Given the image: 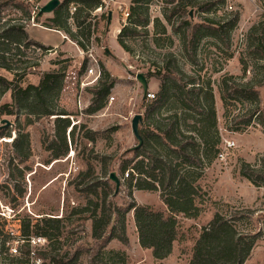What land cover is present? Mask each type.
<instances>
[{"label":"rangeland","instance_id":"1","mask_svg":"<svg viewBox=\"0 0 264 264\" xmlns=\"http://www.w3.org/2000/svg\"><path fill=\"white\" fill-rule=\"evenodd\" d=\"M48 1L22 0L34 12L26 30L36 25L43 35L50 37L54 30L50 22L52 13L39 16L35 9ZM59 1L61 4L63 0ZM100 1L104 5L103 0ZM105 2L107 11L90 24L92 40L87 43L82 38L86 46L84 49L77 46L80 51L74 58H69V53H55L51 49L41 51L24 45L17 48L14 44L8 46L7 52H0L5 58L0 60V76L12 83L11 89L0 97V264L4 261L3 240L7 253L17 257L16 251L27 241L34 251L51 248L72 252L77 247L94 246L92 226L101 216L103 194L105 191L114 194V183L108 177L104 178L106 172L107 176L114 172L120 180V192L112 197L113 205L121 207L132 199L137 205L166 212L159 191L138 190L134 187L135 180L129 186L126 175L120 174L119 166L125 159H133L132 149L137 141L132 134L131 120L135 115L142 116L139 132L147 128L160 137L162 135L154 129L155 124H168L166 117L174 113L186 127L194 125V119L184 117L179 109L185 98L174 87L171 72L178 75L181 83L192 78L196 86L206 88L208 85L214 98L218 151L205 160L202 171L186 174V180L201 189L202 199L195 201L201 212L195 219L177 217L179 235L172 244L171 254L158 261L150 250L140 247L131 211L125 217L127 244L110 241L102 252V259L122 264H188L202 228L215 214L229 216L233 209H249L253 216L237 222L236 228L258 233L259 237L244 264H264V178L253 184L242 175L247 165L264 176V130L249 113L255 102L247 100L241 93L232 94L223 101L221 89L223 79L241 85L262 84L256 91L261 108H264V15L256 13L253 7L259 0H234L235 12L232 13L225 12L219 0L196 1L198 5L192 9L178 6V0H149L146 8L139 7L135 11L132 0H117L115 5L116 0ZM118 5L122 11L117 10ZM71 7L78 8V5L69 4L68 9ZM109 12L120 28L117 34L115 29L118 27L112 26L110 32L107 26ZM0 17V24L5 20H12V24L26 20L25 15L14 8L13 2L2 8ZM145 18V27L134 25L135 21ZM196 25H200L201 30L192 36L191 28ZM124 26L136 27L138 31L135 36L123 38L128 51L117 43ZM69 31L75 41H81L74 24L71 23ZM5 48L0 45L1 51ZM89 49L96 64L87 58ZM33 65L38 67L33 68ZM101 65L114 86L103 109L88 114L90 91L98 81L87 84L91 78L85 79L82 74L87 68L100 71ZM58 71L64 74L62 88L59 95L50 97L47 105L49 110H62L65 115L59 118L66 120L29 114V111L40 113L41 110L31 103L26 109H13V115L7 114L12 105V88L38 86L42 72ZM139 74L148 82V91L155 95L160 81L170 88L168 103L161 114L149 122L144 121V112L153 100L144 98L143 87L136 79ZM154 74H160V80L151 76ZM109 97H113V101L110 102ZM168 108L172 110L167 111ZM67 123L69 128H65L64 133L67 152L55 159V155L64 149L60 136ZM148 123L151 125L147 126ZM71 127L72 132H69ZM224 140L233 141L234 145L224 152L225 160L221 161L218 153L222 151ZM206 148L200 144L199 154L205 155ZM172 160L179 161L174 157ZM197 174L200 177L196 178ZM95 191L97 196L93 194ZM43 217L62 219L57 230L50 231L51 240L33 236L22 240L23 225L29 221L33 230L36 221ZM23 261V264H37L32 255ZM76 264H87L86 255H82Z\"/></svg>","mask_w":264,"mask_h":264},{"label":"trees","instance_id":"2","mask_svg":"<svg viewBox=\"0 0 264 264\" xmlns=\"http://www.w3.org/2000/svg\"><path fill=\"white\" fill-rule=\"evenodd\" d=\"M148 1L132 0V10L135 11L139 7L146 8ZM171 1L174 2L175 0ZM12 2L14 3V8L20 10L25 15L26 20L25 22L17 21L14 24L11 23L12 20H5L0 24V45L6 47L2 51L0 50V52H7L9 50L8 46L11 44H14L17 48L24 45L25 48L34 47L41 51L52 50L51 47H45L29 38L26 32V24L32 19L34 12L32 13L22 0L17 3L10 0H0V14L2 8L7 7ZM73 3L77 4L78 8L75 7L76 11L71 16L68 5ZM177 5L182 8L189 7L192 9L198 3L196 0H178ZM177 5L173 8L172 15ZM100 7H103V3L100 0H63L52 13V18L50 19L51 29L61 31L76 46L84 49L86 46L85 42L89 43L91 40L90 24L92 18L90 16ZM37 14L38 10L36 11ZM235 15L238 17L237 14ZM130 16L132 15L130 14ZM1 19L0 17V23ZM69 22L70 24L68 25L67 23ZM71 23L75 25V28L79 32L81 41L74 40L75 36L69 31ZM146 24V18L134 22V25L137 27H145ZM200 30L201 26L196 25L191 28L190 33L194 36ZM137 33L136 27L124 26L117 38L118 45L124 51H128L123 38L135 36ZM82 38H85V42ZM4 59V56L0 55V60ZM37 67L38 65H33V68ZM171 75L173 82H175L174 87L185 98L184 103L180 105L179 109L182 114L184 113V117L194 119V125L186 127L184 122L180 123L177 113H174L166 117V120H169L168 124H155L154 129L162 137L156 135L153 130L142 128L139 132L141 145L132 149L133 159H125L119 166V172L122 177L124 174L126 175L125 181L129 186L135 180L136 184L134 187L138 190L159 191L162 202L166 207V212L155 211L149 207L137 205L132 199L128 204L126 203L121 207L113 205L112 197L117 196L120 192V187L116 190L114 184L113 195L109 191L104 192L102 207L100 209L101 216L93 222L91 237L94 240V246L77 247L72 252H60V250L56 251L49 247V249H37L34 251L27 241L16 251L19 254L17 257L7 253V248H5L6 241L3 240L4 250L1 253L4 254V261L1 264H23V258L29 259L30 255L34 257L37 264H76L84 254L87 257V264H122L120 261H104L102 259V252L112 240H116L123 245L127 244L125 217L131 211L133 212L140 247L150 250L153 258L158 261L166 259L171 254L172 244L179 235L177 217L182 215L184 218L195 219L201 212V209L195 204L196 199H202L201 189L194 182L187 181L186 174L193 170L202 171L205 166V160L218 151L216 146L219 142L216 128L215 104L210 87L208 85L206 88L196 86L192 83V78L181 83L176 73L171 72ZM151 76L158 80L161 78L160 74ZM63 79L64 74L61 71L42 72L38 86L29 85L25 89L12 88V105L10 106L11 110L7 111V114L13 115V109H26L31 103L38 106L41 110L38 111L40 113L29 111V114H38L44 117L57 116L58 118L56 119L58 120H66L59 118L60 115H65L62 110H49L47 105L51 96L59 95ZM230 80L223 79L222 81L223 101L229 99L232 94L237 95L241 93L246 96L247 100L255 102V106L249 113L251 118L264 130V108H261L259 94L256 91V88L262 86V84L252 86L247 83L241 85ZM113 86L114 81L101 65L98 85L90 91L92 98L86 109L88 114H94L103 109L106 98ZM188 86L190 87L188 88ZM11 87L12 83L0 76V97ZM169 90L168 85L160 81L155 100L149 104L144 112L145 122H149L155 115L161 114L162 109L168 103ZM4 108L8 107L4 106ZM171 110L167 109V111ZM149 125L151 124L148 123L147 126ZM65 128H69L68 123L64 125L63 134L60 136L64 149L55 155V159H58L61 155H65L67 152L64 134ZM72 129L73 127L70 128L69 132H72ZM200 144L207 147L205 155H200L198 152ZM173 157L179 159V161L173 162ZM199 174H197L196 178L200 177ZM242 175L253 184L257 180H263L264 178L263 175H259L247 165L244 166ZM106 177H109L107 176V172L104 174V178ZM106 183L103 184L107 185ZM107 188L109 189V186ZM93 194L95 196L98 195L96 191ZM252 216L253 211L249 209H233L229 216L215 214L207 226L202 228L193 247L192 256L188 264H244L259 234L251 231H239L236 228V223ZM61 220V218L43 217L41 220L36 221L33 230H31L28 221L22 228V240H29L32 236L46 241L51 240L52 235L50 231L53 229L57 230V227L62 222ZM39 223H41V226H39ZM109 225L111 227L105 233V229Z\"/></svg>","mask_w":264,"mask_h":264},{"label":"built area","instance_id":"3","mask_svg":"<svg viewBox=\"0 0 264 264\" xmlns=\"http://www.w3.org/2000/svg\"><path fill=\"white\" fill-rule=\"evenodd\" d=\"M197 2L199 3H210L211 0H196ZM223 7H224V10L225 12H228V13H232V12H235V7H234V0H219ZM104 2V5L103 7H100L98 9H96L92 14H91V22L94 23L95 19L100 16L103 15L104 12L107 11V7H105V0H103ZM254 10L256 13H260L261 15H264V0H259L258 3H255L254 4ZM35 9H37V7H35ZM117 10H121V5H118L117 7ZM76 11V8L75 7H71L69 8V14L72 16L74 14V12ZM122 15H124V13L122 12ZM71 20V19H70ZM92 40V39H91ZM83 52H80L79 54L82 55ZM86 55H87V58L88 59H91L95 64H96V60L94 59V56H93V53H92V50H88L86 52ZM82 76L85 78V79H88V78H91L90 81H88L87 84H93L95 82L98 81L99 77H100V71L97 70L95 71L93 68H87L83 71V74ZM66 89H69L68 88H65L64 91ZM113 97H109V100L110 102L113 101ZM145 99L147 101H152L155 99V94L151 91H147L146 93V96H145ZM234 145L233 141H229V140H224L223 141V146H222V151H220L218 153V158L221 160V161H224L225 160V151L229 150L230 148H232Z\"/></svg>","mask_w":264,"mask_h":264},{"label":"crops","instance_id":"4","mask_svg":"<svg viewBox=\"0 0 264 264\" xmlns=\"http://www.w3.org/2000/svg\"><path fill=\"white\" fill-rule=\"evenodd\" d=\"M43 2L46 0H42ZM113 1V0H112ZM117 2H113L115 5ZM118 27L115 29L116 34L119 32V26H116L115 23L112 20L111 17V23L109 25L110 32H111V27ZM29 38L35 42H38L39 44L45 46V47H51L53 52H64V53H69V58H74L77 54V52L80 51V49L74 44L70 39L63 34L61 31L53 30L51 32L50 37H47L43 35V31L36 25H32L27 28L26 30ZM69 44L73 45V47H69ZM75 126V125H73Z\"/></svg>","mask_w":264,"mask_h":264},{"label":"water","instance_id":"5","mask_svg":"<svg viewBox=\"0 0 264 264\" xmlns=\"http://www.w3.org/2000/svg\"><path fill=\"white\" fill-rule=\"evenodd\" d=\"M59 5H60L59 0H49L45 5H43L40 8H37L38 9V15L53 13L58 8ZM111 16H112V13L109 12L108 16H107V26L108 27L111 23ZM136 79L141 83V85L143 87L144 98H145L146 93L148 91V82L146 81L144 76L141 74L137 75ZM141 121H142V116L140 114L135 115L131 120L132 134L138 143L135 147L141 145V138H140L139 131H138L139 130V124L141 123ZM108 178L111 182H113L115 184L116 190H118L120 187V180L117 178L115 173L114 172L110 173Z\"/></svg>","mask_w":264,"mask_h":264}]
</instances>
